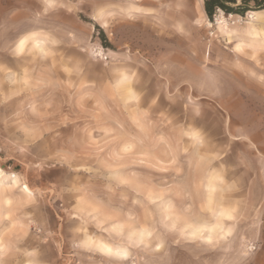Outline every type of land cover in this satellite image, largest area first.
Masks as SVG:
<instances>
[{
  "label": "rangeland",
  "instance_id": "1",
  "mask_svg": "<svg viewBox=\"0 0 264 264\" xmlns=\"http://www.w3.org/2000/svg\"><path fill=\"white\" fill-rule=\"evenodd\" d=\"M154 2L0 0V264H264V20Z\"/></svg>",
  "mask_w": 264,
  "mask_h": 264
},
{
  "label": "bare ground",
  "instance_id": "2",
  "mask_svg": "<svg viewBox=\"0 0 264 264\" xmlns=\"http://www.w3.org/2000/svg\"><path fill=\"white\" fill-rule=\"evenodd\" d=\"M136 1H138L139 3H155L154 1H157V0H136ZM199 2L201 3V2H203V0H199ZM201 8V7H200ZM203 12V11H202ZM200 13V12H199ZM223 13V12H222ZM201 14V13H200ZM202 15V14H201ZM222 16L220 17L221 19H222V21H220V23H219V32H221L222 34H224V35H226V36H228L229 38H234L235 36H237V35H241V38H242V40L244 39H247V36H252L253 38L254 37H259V35H260V32H261V30H260V28H259V25H260V23L261 22H263V20H264V12L262 11H260V12H251V18L253 19V21L252 22H250V23H248L247 24V28H243V29H239V28H230V26H229V24H228V21H227V18H226V16H224L223 14H221ZM231 17H234V15H231ZM189 20H190V18H189ZM171 22V21H170ZM171 25V24H170ZM36 35V34H35ZM239 35V36H240ZM23 39V38H22ZM30 41L32 42V44H31V46H29L28 47V44L30 43ZM45 42V41H44ZM240 42V41H239ZM18 45H19V42H18ZM18 45H17V52L19 53V54H22V53H46V48H45V45H43V43H39L36 39H35V37H32V39H30V40H28V42L25 44V46H24V49H23V51H19L18 50ZM37 45H39V47H37ZM237 45H241L242 47L243 46H245V43H244V41L243 42H241V43H239V44H237ZM236 45V46H237ZM121 88L122 89H124V91L126 92V95H127V97L129 98V99H131V100H136L137 99V96H136V94L134 93V91H133V86H132V82H131V80H129V79H126V77H124L123 78V81H122V83H121ZM2 175H3V172L0 170V178L2 177ZM210 182V181H209ZM212 182V181H211ZM14 183L15 184H17L18 183V179H17V176L15 177V181H14ZM210 187V186H209ZM211 187H212V185H211ZM207 188H208V186H207ZM25 189V191L26 192H29V189L27 188V187H25L24 188ZM81 201H84V200H81ZM7 202V204L9 203V200H7L6 201ZM81 204H84L83 202L81 203ZM85 205H86V202H85ZM83 206V205H82ZM85 207H87V205L85 206ZM84 207V208H85ZM83 208V207H82ZM224 209V208H223ZM227 209H229V210H233V208H227ZM83 212V211H82ZM81 212V213H82ZM216 213V212H215ZM83 214V213H82ZM219 214V213H218ZM232 214H233V216H234V218H235V215H234V212H232ZM216 215V214H215ZM216 221V220H215ZM227 221H230V220H227V219H224V220H221L220 221V224H221V228L223 229L222 231L220 230V229H217V231L216 232H212V231H210V229L212 228V227H207V226H202V227H205V228H207L208 230L207 231H205L204 233H206L207 234V238L208 237H213L214 235H216V234H218L219 236H224V235H226V234H228V233H230V231L229 230H226L225 228H224V226H225V223L227 222ZM231 221H234V219L233 220H231ZM217 223V222H216ZM205 225V224H204ZM214 225H215V223H214ZM213 225V226H214ZM198 226V225H197ZM201 228V227H200ZM196 230V229H195ZM118 231H120V229L118 230ZM194 232V231H193ZM142 233H144V231L142 232ZM142 233L140 234V236L138 237L140 240H143V239H146V237L147 236H144V235H142ZM220 238V237H219ZM225 238V237H224ZM90 239V238H89ZM88 239V240H89ZM138 239V240H139ZM92 241H93V239H91ZM99 243H106V244H108L109 246H111V247H113L114 248V250H116V247H114L113 245H111V244H109V242L107 243V242H99ZM160 247V245H158V248ZM119 249L121 250V252H126V250L125 249H123V248H120L119 247ZM127 253V252H126ZM120 259H125V258H120Z\"/></svg>",
  "mask_w": 264,
  "mask_h": 264
},
{
  "label": "snow or ice",
  "instance_id": "3",
  "mask_svg": "<svg viewBox=\"0 0 264 264\" xmlns=\"http://www.w3.org/2000/svg\"><path fill=\"white\" fill-rule=\"evenodd\" d=\"M46 2L48 3L49 7H53L54 6V0H46ZM234 2H235V0H234ZM30 39H32L31 36H25L23 39H21L19 41L18 50L19 51H23L25 44ZM37 47H39V45H37ZM241 48H242L241 45H237L236 48H235V51L239 53L241 51ZM118 177H119V174H117V178ZM234 211H235L234 209L233 210H229L227 208H224V209L220 210L219 214L217 216V223L210 229V231L216 232L217 229H220L222 231L223 229L221 228L220 221L224 220V219H227V220H230V221L233 220L234 216H233L232 212H234ZM204 232L205 231L203 229L199 228V229H197V231L192 233V237L193 238L199 237V238L203 239L204 238V236H203ZM120 234H122V233H120ZM142 235L150 236L151 233L148 232L147 230H145V232L142 233ZM0 243H2V242H0ZM207 243L209 245H211L213 243L212 237H208L207 238ZM85 246L86 247H90V248L94 246L95 250H98V251L102 252L103 254H105L108 257H115L117 259H119V258H127V253L126 252H121V250L119 249V244L118 243L115 246L116 250H114L113 247L109 246L106 243H98L96 241H92L91 239H89V240H87L85 242ZM2 250L3 249H0V251H2ZM178 264H185V262L181 261V262H178Z\"/></svg>",
  "mask_w": 264,
  "mask_h": 264
},
{
  "label": "trees",
  "instance_id": "4",
  "mask_svg": "<svg viewBox=\"0 0 264 264\" xmlns=\"http://www.w3.org/2000/svg\"><path fill=\"white\" fill-rule=\"evenodd\" d=\"M204 11L212 20L219 11L225 15L245 16L248 12H264V0H203ZM106 42V41H105Z\"/></svg>",
  "mask_w": 264,
  "mask_h": 264
},
{
  "label": "built area",
  "instance_id": "5",
  "mask_svg": "<svg viewBox=\"0 0 264 264\" xmlns=\"http://www.w3.org/2000/svg\"><path fill=\"white\" fill-rule=\"evenodd\" d=\"M221 14H223L224 16H226L224 13H222L221 11H219L218 12V19L222 16ZM234 17H236L237 19H236V22L237 23H242L243 21H244V17L243 16H234ZM234 17H231V15H229L228 17H227V20H232ZM246 18H248V15L246 16ZM216 22H217V19H216ZM235 22V23H236ZM234 23V24H235Z\"/></svg>",
  "mask_w": 264,
  "mask_h": 264
},
{
  "label": "clouds",
  "instance_id": "6",
  "mask_svg": "<svg viewBox=\"0 0 264 264\" xmlns=\"http://www.w3.org/2000/svg\"><path fill=\"white\" fill-rule=\"evenodd\" d=\"M201 229H203L204 231H207L208 229L207 228H205V227H201Z\"/></svg>",
  "mask_w": 264,
  "mask_h": 264
}]
</instances>
